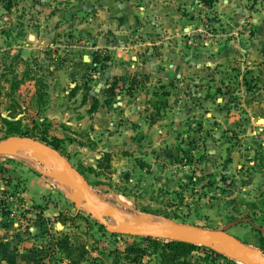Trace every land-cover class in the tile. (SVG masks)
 I'll return each instance as SVG.
<instances>
[{
	"label": "rangeland",
	"instance_id": "rangeland-1",
	"mask_svg": "<svg viewBox=\"0 0 264 264\" xmlns=\"http://www.w3.org/2000/svg\"><path fill=\"white\" fill-rule=\"evenodd\" d=\"M85 1L15 0L10 11L0 3V140L24 133L29 138H46L40 141L52 148L57 145L54 149L87 180L102 211L118 209L135 223L179 222L224 230L258 248L256 243L264 236V0H240L252 21L236 29L201 0L182 6L188 18L198 22L182 36L193 54L213 56L228 41L239 40L240 34H244L239 40L243 50L227 65H205L202 72L185 74L172 84H153L145 76L112 77V54L88 45V39L69 23L48 43L31 45L34 35L43 40L52 32L48 29L53 26L54 11L72 24L69 16L75 4ZM62 20L54 21L57 28ZM27 32H31L28 38ZM252 37L253 48L246 59ZM95 52L109 59L96 65L92 62ZM113 81L114 94L121 90L156 93L162 119L171 118L166 101L173 94L174 122L185 125L171 147L166 141L161 146L141 138L120 141V146L96 145L107 143L92 138L89 111L99 100L112 105L114 95L106 88ZM220 106L223 115L227 111L234 118L236 129L220 128ZM230 145L236 146L237 154L227 155ZM20 151L26 155L17 156L16 150L0 153V166L22 173L36 168L49 185L38 200L24 203L18 192L26 180L0 179V218L9 213L4 221L0 219V233L16 239L14 248L26 256L21 264H73L61 244L86 250L87 261L78 264H132L122 252L132 244L150 252L142 261L156 262L146 243L129 235H112L101 227L87 212L84 199L60 180L59 174L66 171L51 157ZM107 220L117 226L114 219ZM8 223L13 224L9 231L3 227ZM205 247L193 250L189 260L242 264L220 248ZM211 250L226 259L215 257Z\"/></svg>",
	"mask_w": 264,
	"mask_h": 264
},
{
	"label": "crops",
	"instance_id": "crops-1",
	"mask_svg": "<svg viewBox=\"0 0 264 264\" xmlns=\"http://www.w3.org/2000/svg\"><path fill=\"white\" fill-rule=\"evenodd\" d=\"M189 1L86 0L84 3L75 4L73 9L76 15L72 13L69 16V18H73L72 24L68 19L67 22L66 19L58 18L55 14L59 11H54V15H51L50 18V24L53 26L48 29L52 32L47 33L43 40H39L34 35L33 42H35L31 45L48 43L69 23L74 32L82 34L88 39V45L105 49L112 54L114 58V63L110 67L112 77L135 76L142 79L145 76L149 77L150 83L153 84L157 81L160 84H172L185 74L202 72L205 65H227L234 60L239 51L243 50L239 40L244 34H240L237 37L239 40L228 41L213 56L193 54L183 42L182 37L187 30L198 25L197 20L188 18L182 9V6L187 5ZM212 6L214 11L228 21L234 29L239 28L245 21H252V18H248L249 11L244 4L241 5L240 0H216ZM55 19H61V25H63L57 28L54 23ZM24 28L29 27L24 26ZM43 32L47 31L43 30ZM30 33L27 32L25 37L28 38ZM253 41L252 37L251 43L248 44L250 48L246 45V59H249L251 55L249 50L253 48ZM30 42L28 40L27 43ZM83 58L87 59L85 55ZM155 94L146 91L126 93L121 90L115 92L112 98L114 102L111 106H106L105 103L103 105L99 100V105L97 104L95 109L89 111L88 125H90L89 129L92 131L94 141L100 138L102 139L100 143L107 144H97L96 142V145L120 146L123 144L120 141L141 138L144 141L153 140L161 146L164 145L161 142L166 141L165 144H169L171 147L176 142L178 132L184 130L185 124L174 122L177 112L170 100L173 94H170L166 101L168 105L166 114L171 116L170 119H162L164 118L163 113L159 115L162 105L161 102L154 100ZM95 97L92 98L96 99L97 97ZM103 98L105 97L103 96ZM220 107L218 111L223 119L220 128L223 130L236 129L234 118L230 117L227 111L223 115L222 106ZM177 111L179 112V109ZM258 130H262V128H258ZM102 133L103 135H101ZM115 140H118L116 144H114ZM234 147L236 146H229L227 155L237 154L234 152ZM32 169L34 172L26 169L22 173L14 167L0 166V179L6 177L12 182L17 177L18 181L26 180L24 189L20 193L18 192L24 203L38 200L42 196L41 194L49 188L48 180L39 177L36 168ZM6 216L7 214H2L0 219L4 221ZM5 225L3 227L8 231L13 226L12 223ZM1 229L3 228L0 227V231ZM15 241L16 239L12 240L11 236L4 238L0 233V264H21L26 258L24 254L14 248ZM145 263H147L146 260H143L142 264ZM147 264L159 263L149 261Z\"/></svg>",
	"mask_w": 264,
	"mask_h": 264
},
{
	"label": "water",
	"instance_id": "water-1",
	"mask_svg": "<svg viewBox=\"0 0 264 264\" xmlns=\"http://www.w3.org/2000/svg\"><path fill=\"white\" fill-rule=\"evenodd\" d=\"M264 124V118L261 119ZM30 150L51 157L53 162L66 172L60 173V180L76 191L84 201L87 212L111 234L117 233L133 237L165 238L200 246L220 248L227 256L236 258L242 264H264V253L252 247L224 230H215L198 225L179 222L147 223L126 220L124 215L115 208L100 210L94 203L87 180L62 155L46 143L25 136H8L0 140V153L13 150ZM107 218L116 221L112 226Z\"/></svg>",
	"mask_w": 264,
	"mask_h": 264
},
{
	"label": "trees",
	"instance_id": "trees-1",
	"mask_svg": "<svg viewBox=\"0 0 264 264\" xmlns=\"http://www.w3.org/2000/svg\"><path fill=\"white\" fill-rule=\"evenodd\" d=\"M215 1L216 0H202L203 4L207 7H212ZM0 3H2V7L6 11H10L12 8L16 6L15 0H0ZM98 53L95 52V54H93L92 62L94 64L101 65L103 61L109 59L108 56L101 58ZM115 82L113 81L112 83H110L109 87L106 88V91L110 96L114 95V88L116 85ZM96 107L97 104L96 105L94 104L90 109L92 110L95 109ZM22 136H27V135L22 133ZM40 140L46 141V138H40ZM53 146L54 148H57V145L54 144ZM7 213L8 211L4 212V214ZM66 219L67 218H63V221H65ZM100 226L103 227V225ZM134 238L139 239L141 242H144L146 243V245L152 247V251H153L152 255H155L157 257L156 262L159 264H196L189 260L192 251L200 247H204L206 249L205 246L195 245L177 240H168L165 238H151V237H138V236ZM61 246H63L62 248L64 249L66 258L69 261H74L73 264H78L81 261H87L88 258H86L85 256L86 250H84L82 246L75 247L72 245L68 246L66 244H61ZM256 246L259 248V250H261L264 253V236L259 237ZM122 252L124 255V259L132 264H142V258L146 256L148 253H150V252H146L145 248L135 244L127 246L122 250ZM211 253H213L215 257H222L226 259L223 255L216 252L215 250H211ZM74 256H76L77 258L75 259Z\"/></svg>",
	"mask_w": 264,
	"mask_h": 264
},
{
	"label": "bare ground",
	"instance_id": "bare-ground-1",
	"mask_svg": "<svg viewBox=\"0 0 264 264\" xmlns=\"http://www.w3.org/2000/svg\"><path fill=\"white\" fill-rule=\"evenodd\" d=\"M14 154L17 155V156H24V155H26V154H25V151H20V150H19V151L16 150V152H14ZM67 187H68V186H67ZM68 188H70V187H68ZM70 189H71V188H70ZM72 190H73V189H71V191H72ZM73 191H74V190H73ZM74 192L76 193V191H74ZM69 193H70V192H69ZM69 193H68V194H69ZM74 197H76V196H74Z\"/></svg>",
	"mask_w": 264,
	"mask_h": 264
},
{
	"label": "built area",
	"instance_id": "built-area-1",
	"mask_svg": "<svg viewBox=\"0 0 264 264\" xmlns=\"http://www.w3.org/2000/svg\"><path fill=\"white\" fill-rule=\"evenodd\" d=\"M201 3L203 4L202 0H201Z\"/></svg>",
	"mask_w": 264,
	"mask_h": 264
}]
</instances>
